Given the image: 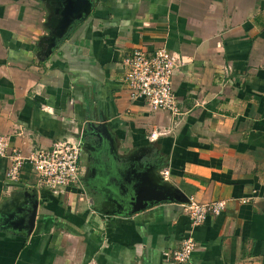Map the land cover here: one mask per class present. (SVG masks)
Returning <instances> with one entry per match:
<instances>
[{"label":"crops","instance_id":"obj_1","mask_svg":"<svg viewBox=\"0 0 264 264\" xmlns=\"http://www.w3.org/2000/svg\"><path fill=\"white\" fill-rule=\"evenodd\" d=\"M64 1L0 0V135L23 155L79 135L85 171L55 194L0 159V264H264V0H85L52 44ZM139 46L183 57L175 118L130 98ZM132 167L225 209L194 226L180 203L130 213L110 198Z\"/></svg>","mask_w":264,"mask_h":264},{"label":"built area","instance_id":"obj_2","mask_svg":"<svg viewBox=\"0 0 264 264\" xmlns=\"http://www.w3.org/2000/svg\"><path fill=\"white\" fill-rule=\"evenodd\" d=\"M124 85L131 99L142 98L152 110L167 111L173 118L181 114L179 99L173 89V74L183 64V57L164 46L152 49L139 46L123 57ZM82 140L79 135L57 139L47 148H36L27 155L10 147L8 137L0 135V159L6 163L5 177L9 181L20 178L24 163H28L36 176V185L52 193H64L66 188L81 186ZM167 179L168 170L160 172ZM224 200L208 202L190 201L182 204L192 226L202 223L208 215L218 214L225 209ZM196 244L190 236L181 239L172 250L176 263L188 261Z\"/></svg>","mask_w":264,"mask_h":264},{"label":"water","instance_id":"obj_3","mask_svg":"<svg viewBox=\"0 0 264 264\" xmlns=\"http://www.w3.org/2000/svg\"><path fill=\"white\" fill-rule=\"evenodd\" d=\"M63 2L64 0H57ZM85 0H65L63 7L60 9V14L62 16L60 26L55 29H52L50 32V38L52 44L55 43V37L60 36L62 31L68 27L70 22L80 18L79 11H81ZM87 2V0H86ZM90 126L95 129L96 133H101L103 135L106 132H102L100 128L95 127L93 124ZM98 131V132H97ZM105 137H108L105 135ZM131 177L125 179L127 185L121 184L118 189V195L120 199L110 198V200L115 202V205L122 207V204H128L129 212H137L145 209L147 206L152 205L157 202H174L180 204H187L190 202L188 195H186L182 190L173 185L167 180H163L157 177L149 171V168H142V170L137 171L133 167L130 169ZM116 195H117V186H116ZM120 200L119 202H117Z\"/></svg>","mask_w":264,"mask_h":264},{"label":"flooded vegetation","instance_id":"obj_4","mask_svg":"<svg viewBox=\"0 0 264 264\" xmlns=\"http://www.w3.org/2000/svg\"><path fill=\"white\" fill-rule=\"evenodd\" d=\"M83 144V143H82ZM82 147L83 145L81 146V151H82ZM80 161H81V177H80V180L82 182V177L83 175L85 174V171H84V165H83V162H82V155H81V152H80Z\"/></svg>","mask_w":264,"mask_h":264}]
</instances>
